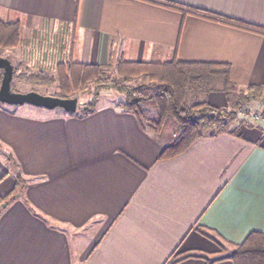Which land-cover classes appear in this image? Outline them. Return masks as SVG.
Listing matches in <instances>:
<instances>
[{"label": "crops", "instance_id": "0c3cea01", "mask_svg": "<svg viewBox=\"0 0 264 264\" xmlns=\"http://www.w3.org/2000/svg\"><path fill=\"white\" fill-rule=\"evenodd\" d=\"M161 1L264 29V0ZM0 21L21 25L6 59L25 88L44 87L59 57L54 71L175 59L229 65L238 89L264 82V35L146 0H0ZM116 102L88 115L0 103V198L15 192L0 211V264H231L221 259L264 233L262 132L158 160L162 141Z\"/></svg>", "mask_w": 264, "mask_h": 264}, {"label": "trees", "instance_id": "16d2710c", "mask_svg": "<svg viewBox=\"0 0 264 264\" xmlns=\"http://www.w3.org/2000/svg\"><path fill=\"white\" fill-rule=\"evenodd\" d=\"M146 1L167 9L190 13L207 21L264 35L262 28L207 11L183 8L161 0ZM20 31L19 22L0 21V50L16 48ZM107 66L77 61L59 63L56 65L54 78L42 76V80L45 84L54 85L53 97L75 98L77 94L83 93L89 96L74 115H88L96 109L101 92L114 89L122 95L115 106L132 115L142 131L162 141L158 160L176 157L199 139H212L223 134L242 138L241 128H255L239 119L240 109L257 101L264 103V82L238 89L231 83L230 67L225 64L181 62L175 59L164 62H133L120 58L113 63L111 71H108ZM17 71L18 68H13V75ZM21 75L17 76L19 80H23ZM212 76H219L222 80L221 91L226 105L217 107L207 102L189 104L190 94L210 91L208 83ZM30 79L33 80L34 77ZM262 134L264 137V130ZM3 155L8 162L14 163L11 156ZM14 196L15 192L12 191L0 198V211ZM200 233L204 234V231L200 230ZM188 258L202 259L207 264L216 262L194 254L169 264ZM221 260H228L231 264H264V233L250 232L240 244L234 246L229 256Z\"/></svg>", "mask_w": 264, "mask_h": 264}, {"label": "rangeland", "instance_id": "374dc122", "mask_svg": "<svg viewBox=\"0 0 264 264\" xmlns=\"http://www.w3.org/2000/svg\"><path fill=\"white\" fill-rule=\"evenodd\" d=\"M61 38L64 39V34L62 35ZM14 49L0 50V57L5 58V59L6 58L10 59L12 55L11 51ZM65 59L66 57H59L57 60H55V62H50L52 63L50 64L52 66L50 65L46 66L47 72L45 73V76H47L48 78H54L55 63L57 61H64ZM112 66H113V63L108 64L107 66L108 71L112 70ZM24 70L22 69L21 71L24 72ZM18 75L19 74L17 73L13 75V77L15 76V78L12 80V89H13L12 91L14 92L26 93L29 91H34L38 94L45 95V96H51L55 92L54 85H50V84H45V86L41 88L38 86H32V85L28 87L26 86L25 88L23 87L25 82L22 81L21 79L19 80L17 78ZM208 85L210 87V91H204V92L202 91V92L190 94L188 97V103L193 104V103H198V102H207V103H210L218 107H224L225 106L224 100H223L224 93L221 91L222 80L220 79V77L219 76H214V78L213 76L210 77ZM76 98L78 99V102L82 104L89 99V96L86 93H83V94H77ZM120 99H122V95L116 92L114 89L102 91L98 99V106L106 102H116ZM238 117L240 120H244L245 123L254 126L255 130L262 132L264 130V103L262 101H257V102L249 104L247 107L240 109L238 113ZM243 129L244 128H241V131H243ZM244 137H247V136H244Z\"/></svg>", "mask_w": 264, "mask_h": 264}, {"label": "water", "instance_id": "95a60500", "mask_svg": "<svg viewBox=\"0 0 264 264\" xmlns=\"http://www.w3.org/2000/svg\"><path fill=\"white\" fill-rule=\"evenodd\" d=\"M0 71L2 72L0 80V103L2 104L11 106L30 105L47 110L61 109L69 114L76 113L78 107L81 105L76 97L61 99L41 95L34 91L26 93L12 91L13 67L9 60L2 57H0Z\"/></svg>", "mask_w": 264, "mask_h": 264}]
</instances>
